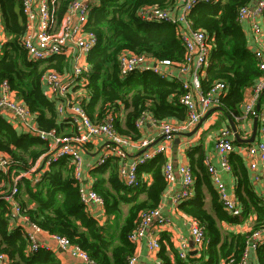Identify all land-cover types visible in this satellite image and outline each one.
I'll return each instance as SVG.
<instances>
[{
  "label": "trees",
  "instance_id": "trees-1",
  "mask_svg": "<svg viewBox=\"0 0 264 264\" xmlns=\"http://www.w3.org/2000/svg\"><path fill=\"white\" fill-rule=\"evenodd\" d=\"M70 1L55 0L57 23ZM221 1L200 2L188 17L193 28L205 31L212 42L205 76L201 79L202 88L206 91L215 80L227 84V93L221 99L222 112L235 123V117L242 114L240 106L245 89L261 75L237 21L238 9L253 0ZM173 4L174 0H99L98 4L89 3L85 27L95 33L97 43L86 57L90 70L82 105L92 121L99 122L107 112H112L117 131L137 140L141 133L135 127V121L144 112L157 121L186 119V109L179 103L183 93L180 82L163 79L151 71L135 70L121 76L117 62V55L123 50L145 53L157 59H183L185 49L173 24L144 21L138 16V10L143 6L166 8ZM0 23L5 36L4 41L0 39V83L3 80L8 82L16 96L35 114L40 129H56L61 133L62 122L71 124L67 118L62 122L57 120L54 100L45 94L41 77L48 68L57 71L69 68L68 59L63 54L47 60H34L28 56L21 43L25 30L21 0H0ZM45 149V142L38 136L18 131L0 117V151L10 158L7 171L0 170V181L8 183L6 191L11 188L15 175L28 170ZM187 155L196 176L195 189L191 197L179 202L178 208L203 226L204 245L196 254L182 259L173 248L169 235L162 232L157 255L163 264L238 263L251 232L264 228V194L252 189L240 156L231 153L230 162L240 176L235 194L242 206L241 214L232 216L223 209L217 194L210 188L202 146L187 149ZM165 162V155L157 154L144 166H139V183L134 187L125 185L118 178L116 156L111 155L104 163L98 164L93 174H100V178L95 180L92 188L103 199L102 222L90 214L81 201L74 167L68 158H62L41 171L36 182L20 177L13 198L28 222L50 235L68 238L84 250L94 264H126L135 250L128 234L136 226L139 212L157 207L166 188L162 175ZM106 171L109 175L105 180L101 174ZM142 171L150 173L152 180L149 184L140 178ZM203 186L210 193L209 210L205 207ZM140 194L145 198L140 199ZM121 203L128 204L129 208L123 223L118 224ZM10 211V201L0 196V251L7 255L11 264H61L59 256L50 248L28 249L27 232L22 224L11 226ZM250 215L255 218L249 231H223L220 227L222 222L241 224ZM166 248L174 252L173 260L166 255ZM255 256L258 264H264V240L255 249ZM231 259L232 263L229 262Z\"/></svg>",
  "mask_w": 264,
  "mask_h": 264
},
{
  "label": "built area",
  "instance_id": "built-area-1",
  "mask_svg": "<svg viewBox=\"0 0 264 264\" xmlns=\"http://www.w3.org/2000/svg\"><path fill=\"white\" fill-rule=\"evenodd\" d=\"M217 0H174L171 7L159 8L146 5L138 10V16L144 21L167 22L175 26L178 39L184 46L185 52L180 61L168 58L157 59L145 53H134L123 50L117 55V62L121 76L138 71H151L159 77L178 81L181 83L183 93L179 103L186 109V119L183 121H171L169 119L157 121L144 112L135 121V127L141 130L150 119L158 128L161 142L152 145L154 139H131L129 136L117 131L114 123L115 115L107 112L103 120L94 122L88 116L82 102L85 98L87 74L90 67L87 62V54L96 45L97 38L94 32L87 30L89 0H71L62 18L57 23L54 18L55 0H21V12L24 17L25 30L21 43L30 58L34 60H47L58 54H63L69 61V68L57 71L48 68L41 77L42 86L47 97L54 100L57 115L68 114L72 127L70 133H58L56 129H40L35 121V114L30 112L26 104L16 96L6 80L0 83V117H4L14 127H21L38 136L45 142V151L38 156L34 164L25 171L19 172L13 178L11 188L0 190V196L11 203L10 224H22L27 232L29 250H37L40 247L49 249V245L40 240V229L37 225L28 222L25 215H21L18 202L13 198L17 192V180L20 177L29 178L36 182L41 171L48 169L52 164L62 158H68L74 167V176L78 181L79 195L86 210L98 219L96 210L102 209L103 199L92 188V184L82 178V153L93 139L104 141L103 152L97 164L105 162L107 157H117L118 178L129 187L139 183L138 169L157 154H164L176 134L187 131L200 123L207 111L213 107L221 106L222 97L227 93V84L221 80H215L204 91L201 79L209 62V54L212 48L211 37L200 28H193L192 21L188 17L192 8L200 2H213ZM264 0H253L252 3L241 6L237 11V21L249 23L252 33L253 47L249 49L257 60L261 75L251 86L245 106L241 109L242 116H250L257 119V137L255 142L246 146L234 145V133L228 128L220 129L215 139V151L219 160L220 169L230 172V154L239 150L238 156L242 159L247 170L251 172L254 181L261 182L264 194V111L257 109V101L264 91ZM1 39V32H0ZM70 50L74 51L70 52ZM70 56V60L69 57ZM83 90V91H82ZM79 93H78V92ZM82 91V94L80 93ZM87 93V92H86ZM239 119V118H237ZM167 143V144H166ZM135 145L141 150L131 160H127L126 148ZM243 147V148H242ZM10 158L0 151V170L6 172ZM207 172L215 185L219 201L223 209L232 216H238L242 212V206L238 199L233 197L226 189L218 170L210 163H206ZM162 175L166 185H172L177 175H180L181 189L176 194L178 202L191 197L194 193V175L188 163L173 165L166 161L162 167ZM103 210V209H102ZM139 219L134 229L128 234L129 241L136 246L151 228L161 229L167 225V218L161 213L159 207L146 209L139 212ZM100 220V219H99ZM189 241L179 236L177 238L176 251L180 258L185 259L191 249L197 252L204 245V228L195 219L191 218ZM264 228L254 230L248 238L244 252L238 263L248 264L250 250H255L264 239ZM51 240L61 249L79 260V264H94L88 254L78 245L72 244L68 238L59 235H50ZM148 252L157 255L160 249L158 237L150 236L146 240ZM138 252H134L127 258L126 264H137ZM230 263L233 260H229ZM0 264H11L7 255L0 251ZM155 264H163L157 258Z\"/></svg>",
  "mask_w": 264,
  "mask_h": 264
},
{
  "label": "crops",
  "instance_id": "crops-1",
  "mask_svg": "<svg viewBox=\"0 0 264 264\" xmlns=\"http://www.w3.org/2000/svg\"><path fill=\"white\" fill-rule=\"evenodd\" d=\"M223 1L224 0H222L221 2ZM89 3L98 4L99 0H89ZM262 20L264 22V14H263ZM241 26L245 34V37L247 39V47L248 49H252L253 40H252V33L249 27V23L247 21H244L243 23H241ZM0 32H1V37H3L2 39H5V36L2 32L1 23H0ZM70 52L74 53V51L72 50H70ZM68 58L70 60V56ZM204 76H205V72L203 74V77ZM43 89L45 90V92H47L45 87H43ZM82 91H80L81 94H82ZM250 92H251V86L245 89L243 102L241 103V106H240L241 109L245 106L248 96L250 95ZM83 94L85 96L87 93L83 91ZM257 109L261 112L264 111V91L262 92V94L259 97V100L257 101ZM122 113L120 112V114ZM65 118H68V114L64 113L61 115H57L58 121L62 122L65 120ZM235 119H236V122L233 123V121L229 119L226 115H224L222 111L220 110L213 111L204 120H202L198 124V126L196 125L187 131H181L174 136L173 140L168 143V147L164 151L166 161H171L173 165L175 166H178L184 163L189 164L187 149L193 146H196V145H201L203 149V154L205 157V160H204L205 167L207 165L206 164L207 162L212 164L218 170L219 175L222 181L225 183L226 189L229 192V194H231L233 197L238 199L236 197L235 190L238 185L237 183H238V179L240 176L236 172V170L233 169V165L231 162L230 164H231L232 170L230 172L220 169L218 156L215 151V139L220 129L224 127H228L234 133L231 122L235 126L236 132L238 133L240 138L248 139L252 135L253 127H254V117L241 115L239 117H235ZM169 120L177 122V120L174 118H169ZM62 123L64 124L61 130V133L72 131L71 126L66 124V122H62ZM15 128H17L18 131H24V129L21 127H15ZM140 133H141V138L154 139V141L152 142V145L161 142V136H160L159 130L150 119H148L147 122H145L143 128L140 130ZM256 135H257V131H256ZM256 135L252 142L245 143V142L236 141L235 133H234L235 148L237 149L238 146H246V145L254 143L257 137ZM103 145H104V141L102 139H97V138L93 139L91 142L87 144L86 150L83 151L82 153V178L84 181H88L92 185L94 184L95 180H98L100 178V174H93L94 172L93 169H95L98 165L97 161L104 150ZM238 151L239 150H236V151H233L232 153L238 154L239 153ZM140 152L141 150L137 148L134 144L131 145L130 147H127L126 148L127 160H131L136 155H138ZM242 163L244 165L245 174L248 180L250 181L252 189L256 193L263 194L261 182L254 181L251 177V172L247 170V167L245 166L243 161ZM144 165L145 164H143V166ZM108 175H109V171H106L101 174V177H104L106 180L108 178ZM193 175H194V178L196 179L195 174ZM140 178H142L144 182H146L147 184H149L152 180L150 173H147L144 171L140 173ZM209 179H210V188L217 194L215 185L212 183L210 176H209ZM195 181H194V189H195ZM105 185L108 187L107 182ZM180 189H181V179H180V175H177V179L172 185L170 186L166 185V188L164 192L162 193L160 202L157 206L159 207L161 213L167 218L168 223L161 229L151 228L147 232L146 237L143 238L135 246L138 252L137 264H155L156 259L159 258L158 255H154L153 253L148 252L146 248V240L150 236H155V237H158L159 239L160 234L162 232H166L169 235V238H170L169 240L170 242H172V245L175 251H176L177 238L179 236L186 238L190 242L191 240V237H190L191 217L183 213L178 208L179 202L177 203V201L175 200L176 194L180 191ZM203 191L205 194V199H204L205 207L209 210L210 205H211L210 204V193L208 192L206 186H203ZM139 198L144 199L145 195L140 194ZM128 208H129L128 204H125V203L120 204V216L118 217V222H119L118 224L123 223L124 218L127 215ZM94 209L96 210L95 215L100 216L98 218V220L100 219L99 222H102L104 220L103 210L101 208L98 209L97 207H94ZM254 218H255L254 215H250L245 222L241 224H237V225H231V224L222 222L220 223V227L221 229L223 228L224 230H228V231L245 232L248 229L249 230L251 229V225H252ZM14 224L16 223H12L11 226H14ZM40 240L46 243L47 245H49L50 249L56 252V254L60 258L61 264H79V260L76 257L71 256L67 250L61 249L55 243H53L51 240L50 234H48L46 231H42V233H40ZM164 244L168 245L165 240H164ZM166 251H167L166 255H168L170 260H173L174 252L170 248H166ZM247 262L248 264H258L256 260V256H255V250L249 251Z\"/></svg>",
  "mask_w": 264,
  "mask_h": 264
},
{
  "label": "water",
  "instance_id": "water-1",
  "mask_svg": "<svg viewBox=\"0 0 264 264\" xmlns=\"http://www.w3.org/2000/svg\"><path fill=\"white\" fill-rule=\"evenodd\" d=\"M215 110H220V111H222V107H221V106H218V107H213V108L209 109V110L207 111V113L204 115V117L201 119V121L204 120V119H205L210 113H212V112L215 111ZM201 121H200V122H201ZM231 125H232V128H233L234 133H235V140H236V141H238V142L250 143V142H252V141L254 140L255 135H256V131H257V119H256V118H254V127H253L252 135H251L248 139H242V138H240V136H239L238 133L236 132L235 126L233 125L232 122H231ZM197 126H198V124H197ZM189 246H190L191 248L193 247V242H192V240H190V242H189ZM196 253H197V250H196V249H191L190 252H189L190 255H194V254H196Z\"/></svg>",
  "mask_w": 264,
  "mask_h": 264
},
{
  "label": "rangeland",
  "instance_id": "rangeland-1",
  "mask_svg": "<svg viewBox=\"0 0 264 264\" xmlns=\"http://www.w3.org/2000/svg\"><path fill=\"white\" fill-rule=\"evenodd\" d=\"M3 37H1V39H2ZM3 41L5 40V39H2ZM7 185H8V183H5L4 181H0V190L1 191H3V190H5L6 189V187H7ZM250 227V226H249ZM223 229V228H222ZM239 229H241V228H239ZM223 231H228V230H224L223 229ZM247 231H249V229L247 230ZM263 235H264V233H263Z\"/></svg>",
  "mask_w": 264,
  "mask_h": 264
}]
</instances>
